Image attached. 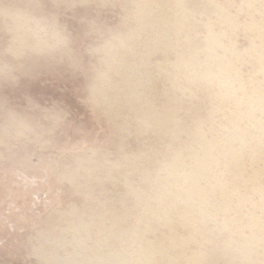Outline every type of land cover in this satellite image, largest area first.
<instances>
[{
	"label": "rangeland",
	"instance_id": "obj_1",
	"mask_svg": "<svg viewBox=\"0 0 264 264\" xmlns=\"http://www.w3.org/2000/svg\"><path fill=\"white\" fill-rule=\"evenodd\" d=\"M139 1L0 0V264H59L57 259L79 251L90 258L91 250L99 245L116 252L120 247L113 234L136 226L146 229L139 237L142 243L169 236L176 239L171 258L200 251L206 254L201 255L205 264L264 261L263 245L255 249L258 256L254 252L249 257L252 260L240 258L234 249L237 256L230 253V243L225 246L228 239L232 245H241L243 238L221 231L220 216L199 227L206 241L197 235L203 241L194 242L189 239L192 234L177 225L171 227L172 233L156 225L148 218L143 201L141 206L132 196L134 191L144 192L152 201L162 177L156 169L176 151L185 156V148L197 143L193 140L196 133L208 139L225 133L224 116L232 105L219 100L217 86L189 81L186 68L176 66L174 71L172 63L183 59L195 71L208 67L207 25L213 34L225 33L224 45L247 50L249 38L241 26L251 16L261 20L264 0H183L191 19L174 39V50L150 51L147 43L140 44L145 56L135 62V68L149 79L144 93L152 110L170 116L171 123L165 124L173 127L167 133L145 125L138 106L119 103L108 108L93 91L102 74L112 72L104 48L116 47L120 39L137 33L134 15ZM218 11L239 28L223 27ZM11 14L18 15L12 19ZM15 19L23 21L18 24ZM217 53L223 55L222 50ZM225 59L235 63L230 56ZM237 66L244 77L254 72L251 62ZM113 74L110 77L116 81ZM256 79L264 90L263 80ZM256 116L261 117L263 127L264 117ZM232 170L227 171L228 178L237 173ZM250 197L254 204L259 202ZM246 209L250 212V207L243 208L244 217ZM104 228L111 233L103 234ZM243 229L248 235V229ZM182 239L188 242L183 245L185 253L179 246ZM132 254L129 249L125 257ZM169 262L167 257L155 256V264L183 263Z\"/></svg>",
	"mask_w": 264,
	"mask_h": 264
},
{
	"label": "bare ground",
	"instance_id": "obj_2",
	"mask_svg": "<svg viewBox=\"0 0 264 264\" xmlns=\"http://www.w3.org/2000/svg\"><path fill=\"white\" fill-rule=\"evenodd\" d=\"M250 9L254 11L253 6H250ZM218 13L223 27L225 25L229 30L239 28V24L227 19L222 12L218 11ZM15 15L18 14H11L10 17L13 19ZM190 17L185 10L183 0H140L134 15L138 28L137 33L133 34L132 38H125L127 40L120 39L116 47L107 45L104 48L110 71L112 70L118 78L116 81L113 80L110 77L112 72L109 75L106 73L107 75L102 74L101 77L99 76L100 80H98L99 82L96 87L94 86L95 90H93L96 91L95 93L93 92L95 96L98 95V101L105 103L104 105L108 108L118 106L119 103L136 105L140 108L139 113L145 125L156 126L165 132L169 131L168 129L173 127L172 124L171 126L168 125L169 127L166 125L171 123L170 116L160 115L152 110L151 101L144 93V90L148 87L149 79L138 70L139 68H135V62L145 56L142 48H139L142 42L148 44L150 51L163 50L170 52L172 49L174 50V39H177L176 36L180 32L182 33V25L186 23L185 21H189ZM254 18L251 16V19L249 18L250 20L241 26L243 34L249 38V48L247 50L239 52L234 49L232 44L224 45L222 41L226 38L225 33L213 34L209 30V25H207L205 26L208 31L205 43L207 48L206 56L209 61L208 67L204 68L205 70L203 71H195L192 67L193 64H190V62L186 63L183 59L178 60L179 64L172 63V70L176 66H184L186 68L187 76L185 78L187 77L189 81L204 83V85L208 86H217L219 91H221L219 100L232 105L230 112L224 116L227 123L226 129H224L226 130L225 133L222 136L218 135L209 139L200 133H196L193 140L196 139L197 143L185 148V156L183 153L176 151L168 163L159 165L156 170L159 171L158 173L162 177L159 180V186L156 188L158 193L152 199L154 207L150 205L152 201L148 199L149 196L147 194L144 195V192L141 194L137 191L132 192L136 202H140L141 205L143 201L144 210L147 212L148 218L152 219L156 225H160L169 230V232L173 225H177L182 230L184 229V231L186 230L192 234L188 238L194 242L203 241L204 239L200 235L203 232L200 231L199 227H202L205 221L214 220L217 216H220L222 221L221 231L243 238V244L241 245H232L233 243L229 242L230 239H228L225 246L230 243L227 245L231 249L230 253L232 252L233 255L236 252L240 255V258L242 256L245 260H248L247 258L251 257L252 253L258 252L255 251L257 247L260 245L264 246V222H262L264 219V142L262 140L264 139V134L262 133L264 131H260L263 130L264 126L262 127L261 117L258 118L256 116L259 114L264 117V90L260 88L261 85L256 79L259 76L264 82V14L261 16V20ZM16 19L18 20L19 18L17 17ZM16 19L14 23L18 22L19 24L20 20L17 21ZM23 24L21 25L23 26ZM145 31H148V35ZM144 32L146 37H142ZM33 37L38 39L35 35ZM129 37L131 36L129 35ZM218 50H222L223 55H219L217 53ZM226 56L233 58L235 63L226 60ZM247 62L253 64L254 72L252 70L253 74H247L248 76L244 77L241 68L237 65L242 66ZM257 130L260 131L258 134H256L257 132L255 133ZM210 135L212 136V134ZM172 136L174 135L172 134ZM245 163L249 168L248 170L245 168ZM230 169H234L232 170L233 172L236 170L238 174L234 172L235 175L233 174L232 178H228L229 172L227 173V171ZM250 196H255L259 199V202L254 204L255 201L252 202L254 197L251 199ZM163 206L167 207V209H162ZM247 206L250 207V212L246 209L245 211L249 214L247 215L246 213L244 217V214H241V210ZM257 212L260 213V216H257ZM262 217L263 219L260 220ZM245 220L247 221L246 224ZM79 222L78 220L77 223ZM243 228L248 229V235H245ZM102 230L105 231V228ZM107 231L108 233L105 231L103 234L108 235L111 233L110 230ZM145 232L146 229L141 230L137 226L126 232H113V238H115L120 247L118 251L114 252L104 248L106 245H99L91 250L92 253L89 255V259L87 257L84 258L79 251V253H73L67 257L64 256L61 260L57 259L56 262H59V264L61 261L73 264H155V256L159 255L167 257L168 262L174 261L176 263L182 261V264H205V257L201 256L204 254H199L200 251H198V254L192 252V256L184 255V257L182 255L171 258V248L178 243L172 236L165 237L166 241L163 239L159 240V238L155 243L140 242L139 237ZM197 235H200L203 239L199 236L198 238ZM186 236H189V234ZM55 239L54 242H58ZM204 240L206 241V239ZM185 241L184 239L179 240L182 253H185L184 248H186L183 245L188 243ZM54 242L51 243L53 244ZM59 244L61 243H57V245ZM129 249L132 250L133 254L127 258L125 254ZM233 249L235 252L232 251ZM236 253L234 255L237 256ZM249 259L252 260V258ZM255 260L257 261L258 259ZM262 264H264V261Z\"/></svg>",
	"mask_w": 264,
	"mask_h": 264
}]
</instances>
